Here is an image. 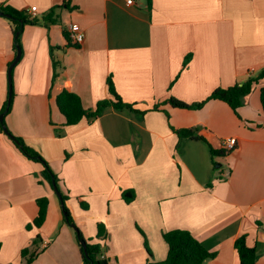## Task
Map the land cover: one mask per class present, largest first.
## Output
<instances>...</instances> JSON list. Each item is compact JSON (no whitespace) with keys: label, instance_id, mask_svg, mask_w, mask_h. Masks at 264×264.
<instances>
[{"label":"crops","instance_id":"1","mask_svg":"<svg viewBox=\"0 0 264 264\" xmlns=\"http://www.w3.org/2000/svg\"><path fill=\"white\" fill-rule=\"evenodd\" d=\"M150 1L149 7L147 0L129 6L125 0H0V7L19 11L36 7L37 19L20 35L5 126L47 162L75 225L84 239L100 242L108 264L164 260L162 234L175 229L214 253L203 264H239L240 235L255 248V264H264L262 81L236 113L219 100L197 110L167 103L169 97L203 101L264 68V0ZM54 7L57 22L44 21ZM69 24L83 31L80 45L64 37ZM15 55L11 22L0 16V112ZM52 57L62 69L51 83ZM108 78L139 112L109 107L91 122L65 126L55 103L62 89L93 109L111 98ZM181 129L204 141L178 137ZM227 138L236 139L230 152L221 147ZM210 148L224 153L213 156ZM122 191L134 198L125 202ZM42 197L47 211L35 227ZM97 223L104 226L101 239ZM35 249L30 264H83L42 164L25 158L0 127V264H26Z\"/></svg>","mask_w":264,"mask_h":264},{"label":"trees","instance_id":"2","mask_svg":"<svg viewBox=\"0 0 264 264\" xmlns=\"http://www.w3.org/2000/svg\"><path fill=\"white\" fill-rule=\"evenodd\" d=\"M148 6L150 7L151 1L147 0ZM57 7H54L50 10L49 14L46 15L43 20L50 23H56L57 19L54 17V11ZM0 11L3 12V16L7 18L12 25V31L14 36V46L15 49L20 46V35L23 32V29L26 25L35 24L37 19L29 17L26 11H19L11 7H0ZM64 37L68 40V35L64 33ZM188 63V57L185 58L183 62V68L186 67ZM60 63L52 57V78L51 83L56 80L61 72ZM262 81L259 90L260 104L261 108L264 111V68L254 77L249 78L246 82L241 85L235 84L228 88H217L215 89L205 100L194 103L186 104L180 100H177L173 97L167 99V103L172 107L180 109H190L197 110L203 107V105L209 100H219L226 103L235 113L237 109L242 106L244 98L250 94L253 85ZM108 91L111 96L108 100H102L97 102L96 106L93 109L83 108L81 101L77 95L69 90L68 87L62 89V91L56 96L55 103L60 111V113L65 118V126H72L79 123L82 119H85L89 122L97 119L106 108H114L116 110L129 109L131 111L139 112L136 109H133V106L127 103H124L119 95L116 93L111 78L107 79ZM12 88V85H11ZM13 91L11 90V98L4 103L3 108L1 109L0 114H7L10 110L12 103ZM153 109H157L154 107ZM5 126V122H0L1 130ZM6 127V126H5ZM5 134V133H4ZM176 134L178 137H189L196 140H203L202 137L196 135L191 129H181L177 130ZM7 138L13 143V145L18 149V151L27 159L42 164L43 174L45 179L49 182L51 188L54 190L52 180L55 182L57 192L60 194V203L63 213V218L65 223L68 225H74L78 229L76 233L77 241L78 238L84 239L81 231L75 225L73 218L65 205V201L68 199L66 195H63L57 185V179L52 170L50 169L47 162L43 157L34 149L27 146L24 140L13 135L9 130L8 134H5ZM204 141V140H203ZM210 153L213 156H218L224 153V151H215L210 148ZM55 191V190H54ZM55 191V192H56ZM121 196L125 202H130L134 198L133 191H122ZM38 205V215L34 219L32 225L35 227H40L45 219V213L47 211L48 199L46 197L37 199ZM31 225H28L27 228H30ZM97 235L96 239H101L104 236V226L102 223H97ZM163 241L167 245V255L162 261H147L145 264H203L207 259L214 257L213 252H209L205 247L196 239L189 231L182 229H175L162 234ZM86 254L84 253L82 247L79 244L80 251L82 254L83 264H108V260L101 257L103 253V246L100 242L90 243V240H86ZM36 243V241H35ZM234 248L238 255L239 264H255L256 261V251L253 246H248L246 243V235H240L234 241ZM29 252L24 249L21 252L22 256H26ZM38 251L33 250L28 258L26 259V264H30L32 260L36 257Z\"/></svg>","mask_w":264,"mask_h":264},{"label":"built area","instance_id":"3","mask_svg":"<svg viewBox=\"0 0 264 264\" xmlns=\"http://www.w3.org/2000/svg\"><path fill=\"white\" fill-rule=\"evenodd\" d=\"M135 0H125L126 5H132L134 4ZM27 14L29 17L34 18L36 7H30L27 11ZM67 34H68V40L72 45H80L84 40V33L81 30V28L77 24H69L67 26ZM221 147L226 152H230L235 149L236 147V139L235 138H227L221 142Z\"/></svg>","mask_w":264,"mask_h":264},{"label":"water","instance_id":"4","mask_svg":"<svg viewBox=\"0 0 264 264\" xmlns=\"http://www.w3.org/2000/svg\"><path fill=\"white\" fill-rule=\"evenodd\" d=\"M3 12L0 11V16H3ZM20 56H21V49L19 47L16 48V55H15V58L13 60V62L9 65L8 67V70H7V74H8V82H9V90H8V101L10 100L11 98V70L13 68V66L18 62V60L20 59ZM0 122H3V115L1 114L0 115ZM3 132L5 134H8V129L4 126L3 127ZM218 166V165H217ZM52 184H53V187H54V190L56 191L57 188L55 186V182L52 180ZM56 194L57 196L60 198V194L59 192L56 191ZM71 227L75 230L76 233H78V229L72 224ZM78 243L80 244V246L82 247L84 253L86 254V241L82 238H78Z\"/></svg>","mask_w":264,"mask_h":264},{"label":"rangeland","instance_id":"5","mask_svg":"<svg viewBox=\"0 0 264 264\" xmlns=\"http://www.w3.org/2000/svg\"><path fill=\"white\" fill-rule=\"evenodd\" d=\"M7 128V127H6Z\"/></svg>","mask_w":264,"mask_h":264}]
</instances>
